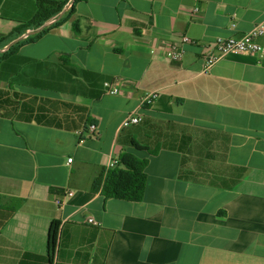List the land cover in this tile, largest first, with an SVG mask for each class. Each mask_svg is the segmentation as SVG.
<instances>
[{
  "label": "crops",
  "instance_id": "crops-1",
  "mask_svg": "<svg viewBox=\"0 0 264 264\" xmlns=\"http://www.w3.org/2000/svg\"><path fill=\"white\" fill-rule=\"evenodd\" d=\"M48 1L64 8L42 29L72 5ZM36 8L0 0V35ZM262 21L264 0H85L1 48L0 264H264V54L204 61ZM183 36L196 44L171 63ZM124 151L148 160L141 202L93 190Z\"/></svg>",
  "mask_w": 264,
  "mask_h": 264
},
{
  "label": "trees",
  "instance_id": "trees-1",
  "mask_svg": "<svg viewBox=\"0 0 264 264\" xmlns=\"http://www.w3.org/2000/svg\"><path fill=\"white\" fill-rule=\"evenodd\" d=\"M85 0H74L69 10L59 20L55 21L51 26L44 27L39 30L45 23L58 17L63 11L64 4L51 2L48 0H37V8L31 20L21 24L8 35H0V49L20 38L27 31H36L35 34L18 41L15 45L1 55V58H7L24 44L35 42L40 39L53 26H59L63 21H67L75 12V6ZM73 27H77V23H73ZM39 30V31H37ZM138 149H145L134 143ZM148 164L147 159H143L131 152L124 151L117 159L114 168L108 170L106 174L101 173L93 184V190L101 189V193L107 199H116L128 202H141L146 186L145 169ZM1 199V196H0ZM60 222L53 221L48 236V252L50 259L56 251L59 237Z\"/></svg>",
  "mask_w": 264,
  "mask_h": 264
},
{
  "label": "built area",
  "instance_id": "built-area-1",
  "mask_svg": "<svg viewBox=\"0 0 264 264\" xmlns=\"http://www.w3.org/2000/svg\"><path fill=\"white\" fill-rule=\"evenodd\" d=\"M194 13L198 12V9L193 10ZM233 27H235L233 25ZM260 38H264V21L255 25L248 33L243 36L221 38L218 37L215 40L214 52L205 57V69L208 70L214 66L217 62L229 55H253L261 56L264 54V47L258 42ZM188 44H196L195 41L190 39L188 36L181 37L179 43L171 44L165 52V58L171 63H179L184 59L185 56V46ZM105 93L109 96H118L119 89L111 84L110 82H105L103 84ZM158 98V94L148 93L140 98V103L138 109H143L144 107L151 106L154 101ZM142 121V117L138 115L137 111L135 113L129 114L122 122V128H127L130 126L138 125ZM88 132L93 134L95 132V127L90 125L88 127ZM68 165L72 163V159L67 160ZM117 164V159H111L107 164V171L114 168ZM72 192H68L65 197H71ZM58 205L61 201L56 202ZM90 224H95L92 219L88 220Z\"/></svg>",
  "mask_w": 264,
  "mask_h": 264
},
{
  "label": "water",
  "instance_id": "water-1",
  "mask_svg": "<svg viewBox=\"0 0 264 264\" xmlns=\"http://www.w3.org/2000/svg\"><path fill=\"white\" fill-rule=\"evenodd\" d=\"M74 2V0H72V3ZM42 28H40L39 30H41Z\"/></svg>",
  "mask_w": 264,
  "mask_h": 264
},
{
  "label": "rangeland",
  "instance_id": "rangeland-1",
  "mask_svg": "<svg viewBox=\"0 0 264 264\" xmlns=\"http://www.w3.org/2000/svg\"><path fill=\"white\" fill-rule=\"evenodd\" d=\"M260 164L264 165V163H260Z\"/></svg>",
  "mask_w": 264,
  "mask_h": 264
}]
</instances>
